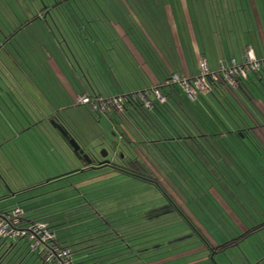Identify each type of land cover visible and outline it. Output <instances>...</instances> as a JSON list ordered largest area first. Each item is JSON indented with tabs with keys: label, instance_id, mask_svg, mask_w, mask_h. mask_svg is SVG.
<instances>
[{
	"label": "rangeland",
	"instance_id": "rangeland-1",
	"mask_svg": "<svg viewBox=\"0 0 264 264\" xmlns=\"http://www.w3.org/2000/svg\"><path fill=\"white\" fill-rule=\"evenodd\" d=\"M20 5L30 6V13H37L42 0H0V27L6 35L7 28L1 22L9 23L11 18L17 22L11 11ZM194 10L192 24L187 21L192 26V43L197 41L200 46L204 41L211 50L219 31V41L222 35L230 40L237 38L238 44L252 42L256 49L261 45L264 0H196ZM160 29L166 31L164 27ZM0 33L2 41L6 36L1 30ZM43 34L40 25L29 26L16 36L12 45L7 43L0 48L4 69L0 77L4 90H0L3 99L0 98V183L3 185L0 207H21L30 215L42 218L59 240L75 252L80 264H148L170 254L198 250L206 245L198 230L213 244L215 239L222 242L220 236L226 238L224 241L237 237L235 233L225 234L224 227L207 206L213 210L210 201L231 217L233 223L237 224L232 214L250 224L264 220V155L260 154L263 152L258 142L251 143L244 137L238 140L229 135L231 144L224 142L226 146L220 147L233 161L231 166L236 167L231 172L225 163L219 165L220 177L212 172V157L206 163L201 161L202 154H197V147L205 150L203 143H192L196 153L192 155L188 141L180 140V158L186 173L175 170L166 157L150 149L148 156L160 174L152 167L143 173L166 187L165 181L169 182L180 193L186 204L179 203L178 197L173 198L189 221L153 183L127 175L101 178L108 168L86 170L49 184L50 179L83 166L78 151L53 129L60 125L83 149L99 158L108 151L112 159L116 148V153L127 157L121 161L142 160L138 149L146 153L147 148L140 144L136 150L126 145L105 115L89 105L76 104L75 95L85 91L83 83L90 91L94 83L88 73L84 75L67 47L62 53L49 44L47 52L39 44ZM151 37L158 49L164 51L155 36L151 34ZM163 37L168 40L167 35ZM234 47L237 53V46ZM258 51L263 52V46ZM209 58L215 57L209 55ZM249 136L254 137L252 133ZM254 150L261 157H255ZM90 180L93 182L87 183ZM239 224L243 229L237 224L238 230L243 233L246 229ZM262 241L264 233H259L223 254L206 249L166 264H247L264 253ZM12 244L0 238V264H42L38 255L29 254L24 241L10 251Z\"/></svg>",
	"mask_w": 264,
	"mask_h": 264
},
{
	"label": "trees",
	"instance_id": "trees-1",
	"mask_svg": "<svg viewBox=\"0 0 264 264\" xmlns=\"http://www.w3.org/2000/svg\"><path fill=\"white\" fill-rule=\"evenodd\" d=\"M88 4L92 6V3ZM94 4L97 5L98 3L94 2ZM85 5L86 4H84L82 1L75 0H42V7L41 9H37V13H30V11H32L30 6L23 8L20 5L21 7H15V10L11 12L14 13V18L17 20V22L13 21L12 18L9 23L4 21L1 22L3 27L7 28L6 30L8 34L6 35V33L0 27L2 34L6 36L4 40H0V48H4L7 43L12 45L16 39V36L27 29V27L36 25L41 26L42 24L44 27V34L42 35L40 42L42 47L47 52L49 51V44H51L52 47L61 50L62 53H65L64 50L67 47L68 51H70L78 61V66L83 68V73L85 72L86 65L84 64V59L86 63L91 64L92 68H96V59L99 57V53H102V56H104V54L99 46V35L92 27L93 23H91V18L88 17L83 11V7ZM80 59L83 60V62ZM80 61L82 63H80ZM1 65L3 64L0 62V77L2 78L4 69ZM253 78L255 80H253ZM211 84L213 91L207 96L212 97L213 101L216 103V107H214L213 104L207 100V96L200 94L198 95L197 100L200 99L202 107H200V105L198 106L197 103H194L195 101H192L188 97L187 93L182 87L171 83L170 79L167 82L156 86L159 88L161 94L166 98V102L160 103L159 101L154 100L152 110L146 109L143 103L140 101H128L125 105V112L122 115L115 111L106 112L103 114L119 131L122 138L126 140V145L130 144L128 146L135 148L136 150L138 149L137 145L140 144L145 145V148H147L146 153L142 152L141 149H138V156L141 157L142 160L135 158L131 163V169L129 171L130 173L126 174L135 178L146 180L147 182L153 183L159 187L162 192L171 199V204L177 206L179 212L187 221L190 220L189 216L183 212L180 205H177L175 198H173L178 197L177 199H180L179 203H182L183 205L186 204L181 198L180 193L177 192L169 182L167 183L165 179L164 181L168 187H166L157 179H154L153 177L148 176L147 173L143 172L151 171L150 167H152L156 172H158L157 174H160L158 168L153 165L152 161L150 160L151 158L148 156L151 155L150 149L154 151L156 150V154L166 157L170 166H172L175 170H184L186 173L183 165L184 162L182 163L180 158V140L188 141L187 145L190 149L189 152L193 155L195 153L193 152V147L190 142L198 145V143H196L197 138L204 139V141L208 144L207 148L212 149L216 148V146H214L211 141H207L209 138L215 139L218 137H223L227 134H233L237 135L238 138L248 137L250 139L247 129H244V127L247 125L246 118L244 117V114L241 112V110L234 104L235 102L243 110L242 102L234 89L228 85L222 75H220L219 81H214ZM237 85L247 93H251L255 100L263 101L261 96H264V74H250L247 80L240 78L237 80ZM0 90L4 91L3 88ZM89 97L92 100L112 98L103 97L100 92L95 91L94 94L90 95ZM77 104L81 105L78 103V101ZM172 104H174L176 108H179L180 111L176 110V108H173ZM128 122H130V124H128ZM216 122L222 125L223 129L217 128ZM64 130L68 133L65 128ZM197 148L202 153V156L204 155L203 159L200 158V160L202 159L201 161L204 162L207 160V162H209L210 158L207 151L200 148V146ZM142 157H144L146 161L143 160ZM126 158V155H124V160ZM213 164L216 165V163ZM75 173H79V170L67 173L63 176L52 178L49 180V184L58 182L61 180L59 179L61 177L68 178ZM159 177L163 179V176L160 175ZM0 187L3 188L1 183ZM210 203H212V208L217 214L213 212L210 205L207 206L219 223L224 227L226 232L225 234L228 233L232 235L235 233L237 237L224 241L226 238L220 236L222 242H219V239H215L213 244L205 239L204 234L198 230L200 236L206 243L204 246L205 250L209 249L215 254H223L226 252V250L239 246L242 242L248 240V238L259 233H264V220H261L259 224H250L249 221L247 223L245 220H242V218L232 214V217L237 222V224L240 226L238 223L240 222L246 229L245 231L243 230L244 232L242 233L240 230H238L237 224L235 222L233 223L231 217L223 213V211L212 201H210ZM14 209L15 208L12 205L0 207V213L6 214ZM24 211L26 213L25 220L27 222H43L42 218L29 215V212H27L25 209ZM206 218L210 217L206 216ZM210 236L212 237V235ZM59 242L63 247H67L60 240ZM19 243L12 244L10 251ZM261 244L264 245V242L262 241ZM30 253L31 252L29 249V254ZM31 255H38V258L41 260L42 264H44L43 255L40 253H31ZM212 258L215 260L214 255ZM255 260L256 261L253 260V262L247 261V264H262L264 262V253L259 257L257 256Z\"/></svg>",
	"mask_w": 264,
	"mask_h": 264
},
{
	"label": "crops",
	"instance_id": "crops-1",
	"mask_svg": "<svg viewBox=\"0 0 264 264\" xmlns=\"http://www.w3.org/2000/svg\"><path fill=\"white\" fill-rule=\"evenodd\" d=\"M82 1L86 4L83 7V11L91 18V23H93L92 27L99 35V46L104 56H102V53H99V57L96 59L97 62L95 61L97 65L96 68H92L91 64L86 63L84 59V64H86L84 75L86 76L88 73L94 85H91L92 90L90 91L83 83L85 91L82 94L75 95L76 104L79 97L82 95L90 96L94 94V91L100 92L103 97H116L151 89L167 82L176 74L194 79L198 74V63L202 58L208 61L212 71L219 72V67L222 64L230 66L233 62H236L238 65H242L245 61V50L247 48H251L258 59H262L264 56V31L262 29L260 30L259 37V44L261 43V45H259L257 49L252 42L238 44L239 40L237 38L235 41L233 38L230 40L226 37L223 38L221 35V41H219L217 36L218 33H220L219 31L215 34V40L212 41L213 45L211 50L206 48L204 41L200 46H198L197 41L192 43L190 40V34H193L190 32L192 26L189 25L187 21L192 24L191 17L194 16L191 13L195 11L194 4L196 0ZM87 2L92 3V6ZM94 2L98 4L95 5ZM258 19H260L259 16ZM162 27L166 28V33L160 29ZM41 28L44 30L42 24ZM151 34L159 41L161 48H163L166 53L158 49ZM163 35H167L168 40H165ZM39 44L41 45L40 42ZM234 45L237 46V53L234 52ZM261 46H263V52L260 53L258 49H260ZM209 55L215 58L210 59ZM253 80L255 79L253 78ZM232 88L241 100L243 110L235 102L234 104L241 110L244 117H247V125L244 129H247L249 135H251V133L255 135L250 139L248 137H244V139L248 138L247 140H250V142L254 144L258 142L259 146L262 147L260 151L263 152H260V154L264 155V96H261L263 101L255 100L251 93L242 90L238 85ZM207 98V100L216 107V103L213 101L212 97L207 96ZM194 103L202 107L200 99L196 100ZM172 107L176 108L174 104H172ZM176 110L180 111L179 108H176ZM216 126L219 129H223V126L219 123H217ZM229 135L234 136L235 139L237 137V135L227 134L223 137L207 139V141H211V143L216 146L214 149L207 148L208 144L202 139H196L198 145L199 143H203V146H206L205 151L212 157L213 163H216V165L214 164L212 166V172L218 177H220V168H218V166L223 163L227 165L229 171L235 172L236 170V167L233 165L231 166V162L233 161L230 160L228 153L219 148L226 146L223 145L224 142L231 144ZM237 139L240 140L238 137ZM192 143L193 142H190L191 145ZM223 152L226 153V155L223 154ZM253 152L255 157H261L256 150ZM198 153L199 155L202 154L200 151L197 152V154ZM108 169L107 173L101 178L126 175L133 177L128 174L114 171L111 168ZM101 178H99V180ZM92 182L93 181L90 180L87 183ZM211 191L216 195L214 189ZM222 203L225 205L224 207L230 211V208L227 207L224 202ZM198 251H205V248L200 247L198 250H190L181 254H170L157 258V260L148 264L170 263Z\"/></svg>",
	"mask_w": 264,
	"mask_h": 264
},
{
	"label": "built area",
	"instance_id": "built-area-1",
	"mask_svg": "<svg viewBox=\"0 0 264 264\" xmlns=\"http://www.w3.org/2000/svg\"><path fill=\"white\" fill-rule=\"evenodd\" d=\"M220 73V74H219ZM264 74V56L258 59L251 48L245 50V61L242 65L233 62L230 66L221 65L219 72L210 69L208 61L204 58L198 63V74L194 79L173 75L171 83L184 89L192 101H196L198 95L207 96L213 91L212 84L224 77L231 87L237 86V80H247L250 74ZM154 100L165 103L166 98L159 88L153 87L134 93L120 95L107 99L92 100L88 95H82L78 99L81 105H89L92 110L101 112L115 111L122 115L128 101H140L148 110H152ZM26 213L22 208H16L9 213H0V238L5 241L19 243L24 241L30 252L41 254L44 264H79L75 258V252L69 247H63L56 233L44 222H27Z\"/></svg>",
	"mask_w": 264,
	"mask_h": 264
},
{
	"label": "flooded vegetation",
	"instance_id": "flooded-vegetation-1",
	"mask_svg": "<svg viewBox=\"0 0 264 264\" xmlns=\"http://www.w3.org/2000/svg\"><path fill=\"white\" fill-rule=\"evenodd\" d=\"M55 121V120H54ZM54 123V122H53ZM60 127L62 128L60 130ZM56 130L57 133H59L61 135V137L63 139H65V141L67 142V144L69 145V142H71L72 137L69 136V134L64 130V128L60 125L56 128H53ZM130 145V144H128ZM113 150V148H112ZM117 150L116 148L114 149V153H113V158L110 159V152L106 151L105 157H97L96 154H92L91 152H87L86 149H83V147H81L80 150H78L79 153V158L82 160V169L86 170V169H100V168H111L114 171L126 174V173H130V169H131V163L134 161V159H130L129 162L127 161H121V159L124 160V155L121 153H116ZM88 156V159L91 160V163H88L86 159ZM135 157H137V152L135 154ZM115 158V159H114ZM109 161L110 164L109 165H104V166H100L101 163L107 162ZM82 169H78L79 171ZM170 204V203H169Z\"/></svg>",
	"mask_w": 264,
	"mask_h": 264
},
{
	"label": "water",
	"instance_id": "water-1",
	"mask_svg": "<svg viewBox=\"0 0 264 264\" xmlns=\"http://www.w3.org/2000/svg\"><path fill=\"white\" fill-rule=\"evenodd\" d=\"M70 145H71V146L73 147V149L76 150V151H78V150L81 149V146H80L75 140H73V139L71 140ZM86 157H87L86 159H88V156H86ZM87 162H88V163H91V160L88 159ZM109 164H110V162L107 161V162L101 163L100 166L109 165ZM84 171H85V170L82 169V170H80L79 172H84Z\"/></svg>",
	"mask_w": 264,
	"mask_h": 264
}]
</instances>
